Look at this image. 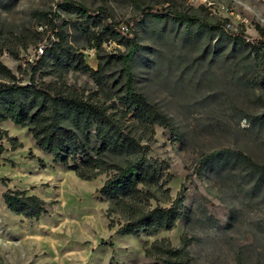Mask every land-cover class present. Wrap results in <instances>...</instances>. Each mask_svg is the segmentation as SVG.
<instances>
[{
    "label": "rangeland",
    "instance_id": "374dc122",
    "mask_svg": "<svg viewBox=\"0 0 264 264\" xmlns=\"http://www.w3.org/2000/svg\"><path fill=\"white\" fill-rule=\"evenodd\" d=\"M227 1L249 17L247 24H239L244 42L212 26L221 22L218 13L184 0H146L154 7L146 13L135 0H0V60L19 77L39 57L36 47L55 36L52 24H42L34 14L37 10L50 12L55 22L54 12L68 21L69 43L95 69L107 55L128 47L109 40L98 48L91 39L98 26L86 20L81 8L126 31L129 22L133 25L139 43L131 61L135 87L171 117L178 132L157 126L152 139L142 143L150 146V157L169 165L171 179L165 187L172 198L186 190L184 215L173 229L139 238L120 235L117 229L126 217L120 211L108 217L110 201L97 192L105 174L79 178L42 151L29 128L2 121L0 142L6 150L0 157V264H156L160 260L146 255L154 240L169 238L180 247L184 237L191 264H264V70L257 69L252 53L253 42L263 38L264 5ZM171 4L191 19L169 14ZM106 67L109 77L103 85L75 69L63 77L40 72L36 79L65 81L109 106L118 102L120 89L110 77L119 74L121 64L116 60ZM8 136L22 145L13 148ZM224 148L250 160L231 152L206 160ZM23 189L48 202L40 219L7 207L4 193ZM153 191V206L170 205L158 187Z\"/></svg>",
    "mask_w": 264,
    "mask_h": 264
},
{
    "label": "trees",
    "instance_id": "16d2710c",
    "mask_svg": "<svg viewBox=\"0 0 264 264\" xmlns=\"http://www.w3.org/2000/svg\"><path fill=\"white\" fill-rule=\"evenodd\" d=\"M135 4L141 13L154 9L151 4H146V0H135ZM81 9L86 20L90 19L93 26H98V31L92 32L91 36L98 48L112 40L126 45L127 52L107 55L105 63L100 61L95 69L85 61L84 54L69 43L68 21L57 12H54L55 22L50 12L35 11L42 24H52L55 36L45 45L44 53L28 64L21 77L0 60V122L11 120L15 125L29 128L42 151L51 154L55 162L69 167L81 179L92 180L105 174L107 179L97 192L110 201L108 217L114 211H120L126 217L117 229L118 234L139 238L143 234L155 235L162 230H171L184 215L186 190L182 188L176 198H172L170 188L165 187L171 179V174L166 173L169 165L150 157V146L143 144L142 139L151 140L157 126L169 129L172 134L178 133L177 128L168 114L135 87L131 61L139 43L133 25L129 22V31H126L116 21L98 19L95 11ZM166 11L179 19H191L172 4ZM212 26L221 28L229 37L245 41L241 30L228 31L223 22ZM260 33L263 38L253 42L252 53L257 69L264 70L262 27ZM12 54L18 57L17 52ZM116 60L121 64L120 72L110 79L120 91L118 102L109 106L83 96L65 81L55 84L36 79L40 72L62 76L75 69L90 74L103 85L109 77L105 72L107 64ZM27 77L30 80L25 83ZM110 108H116L117 112H110ZM134 127L140 136L132 129ZM8 139L13 148L22 145L14 136H8ZM5 150V145L0 142V157ZM229 152L250 160L230 148L215 150L206 155V160ZM155 187L161 190L170 205L153 206L151 199L156 198ZM4 200L12 212L29 219H40L48 212V202L28 189L7 190ZM114 226L111 219L109 227ZM188 243L185 237L180 247L173 246L169 238L156 239L146 249V255L160 260L156 264H191Z\"/></svg>",
    "mask_w": 264,
    "mask_h": 264
},
{
    "label": "built area",
    "instance_id": "2783aa9c",
    "mask_svg": "<svg viewBox=\"0 0 264 264\" xmlns=\"http://www.w3.org/2000/svg\"><path fill=\"white\" fill-rule=\"evenodd\" d=\"M188 3L201 6L209 11L216 12L220 15V21L223 22L226 30L231 32H238L239 24H247L249 22V17L243 12L237 10L227 0H184ZM264 5V0H257ZM264 23V18L262 19ZM45 45L39 44L36 47V53L38 56L44 53Z\"/></svg>",
    "mask_w": 264,
    "mask_h": 264
}]
</instances>
